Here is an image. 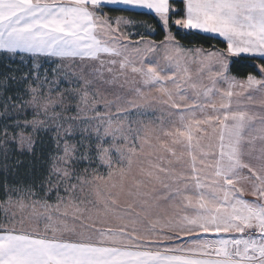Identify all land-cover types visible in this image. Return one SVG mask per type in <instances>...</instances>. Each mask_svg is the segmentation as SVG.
<instances>
[{"label":"snow or ice","instance_id":"snow-or-ice-1","mask_svg":"<svg viewBox=\"0 0 264 264\" xmlns=\"http://www.w3.org/2000/svg\"><path fill=\"white\" fill-rule=\"evenodd\" d=\"M180 2L0 0V53L32 64L13 105L31 119L5 111L0 144L35 156L43 133L56 149L44 173L4 185L0 207L22 215L0 224V264H264V0ZM113 11L152 16L164 38L125 42L136 21ZM172 25L226 47L186 49ZM232 58L252 71L232 75ZM146 103L167 120L133 128ZM93 159L107 176L76 171Z\"/></svg>","mask_w":264,"mask_h":264},{"label":"trees","instance_id":"trees-1","mask_svg":"<svg viewBox=\"0 0 264 264\" xmlns=\"http://www.w3.org/2000/svg\"><path fill=\"white\" fill-rule=\"evenodd\" d=\"M175 5L178 9L182 10L183 5L180 1H175ZM107 14L110 17L123 15L137 21L146 22L151 26V29H154V34L149 36L150 39L159 42L164 38L161 26L157 20L150 15H133L128 12L118 11L107 12ZM172 31L180 40V43L185 47H201L205 50H219L226 47L223 40L217 37L183 31L177 29L175 25H172ZM233 60H235L236 63L231 66L232 75L237 76V78H244L252 71L251 68L243 67L251 65L253 63L251 59L233 58ZM256 62L258 63L259 61ZM41 63V72L43 73L45 70H48L49 79L51 80V69L54 67V64L51 63L48 58H41ZM31 68V58L21 60L19 56L10 57L0 53V82L7 81L5 86L0 87V128H2L5 123L11 126L13 119H23L25 115H27L28 119H31V109L28 110L27 114L19 109L13 112V105L20 103L19 97L24 96V98L27 99V96L24 94V85L21 77L29 73ZM12 77H15V79H12ZM62 84L67 86L66 83H61V85ZM9 97L12 99L9 100ZM5 104H7V109H5ZM5 111L11 113L13 119H7L3 115ZM5 147H7V156H5ZM55 151L54 142L49 135H44L43 133L40 136L35 156L30 153L20 152L11 142L7 146L0 144V203L7 199L4 192L5 184L11 188L15 185L30 182L35 176L44 173L49 166V155L54 154ZM93 161L94 163L90 170H95L94 164H96L95 162L97 160L94 159ZM86 164L87 162L82 164L83 169H85ZM41 195H43V193H41ZM1 216L2 209L0 207V222Z\"/></svg>","mask_w":264,"mask_h":264},{"label":"rangeland","instance_id":"rangeland-1","mask_svg":"<svg viewBox=\"0 0 264 264\" xmlns=\"http://www.w3.org/2000/svg\"><path fill=\"white\" fill-rule=\"evenodd\" d=\"M134 21H136V24L134 26H124L123 30L126 33H129V41H125V42H137L140 41V36L143 35L146 41H153L152 39L149 38L150 35H153L154 32L152 31L151 28L147 27L149 26L146 22H142V21H137L135 19H133ZM143 25V26H142ZM183 31H188V30H184V29H180ZM143 43V42H141ZM159 43V42H157ZM186 49H204L201 47H185ZM205 50V49H204ZM205 51H209V50H205ZM214 51V50H211ZM104 59H108V57H103ZM85 66L84 67V71L88 72L91 70V66L95 65L96 67H99V63L98 61H75L73 67H75L77 70H79L80 66ZM189 67L191 68V70L193 72L196 71L198 65L196 64H189ZM105 75L108 76L109 74L107 72H105ZM121 79H123V77H121ZM207 79V70H205V79H204V83L206 82ZM66 83V82H65ZM207 83V82H206ZM61 89H63L64 86L63 84L59 86ZM110 88H115L119 91H126V90H120L118 85H112V86H108ZM53 94L55 95V86H54V92ZM166 107L165 105H160V104H152V106H149V104H143L140 108L138 109H133L132 110V115H131V120L133 121H138V123H133V128H141L143 129L144 125H148V127L150 128H156L160 123H161V117H163L165 120H167V112H166ZM141 146V141L137 140L136 141V147L139 149V147ZM145 149H147V146H144ZM84 149H80V151H83ZM113 158H114V167H117V165L115 164V153H113ZM94 160V159H93ZM89 161V160H80L76 162V171L82 175H87L89 177H91L92 173L95 171L96 173L100 174V175H104L107 176L108 173V168L107 166L101 164L98 160L95 162L96 164H94L95 166V170H90L91 167L93 166L94 161ZM84 162H87L85 168L88 169L87 173H84L83 170V166L82 164ZM97 168V169H96ZM135 166L133 168V171L135 172ZM61 194H63V190L61 189ZM13 199H16L15 196H13ZM56 197H55V192H53L51 194L50 203H55ZM7 208V212L6 209ZM2 209V216H1V222L0 224L3 223H7L9 219L12 218V213L16 212V220H19L21 217V212L18 208L16 207H7V205H5L4 207H1ZM30 209H25L24 213L26 214L27 212H29ZM17 227H19V225H17ZM43 224L40 225V230L43 231Z\"/></svg>","mask_w":264,"mask_h":264},{"label":"crops","instance_id":"crops-1","mask_svg":"<svg viewBox=\"0 0 264 264\" xmlns=\"http://www.w3.org/2000/svg\"><path fill=\"white\" fill-rule=\"evenodd\" d=\"M175 1H180V0H175ZM108 15V14H107ZM109 16V15H108ZM110 17V16H109ZM125 17H128V16H125ZM111 19H115L116 17H110ZM128 18H131V17H128ZM131 19H133V18H131ZM193 32H195V31H193ZM197 33V32H196ZM199 34H203V35H209V36H212V34H204V33H199ZM217 38H219V37H217ZM220 39H222V38H220ZM210 51V50H209ZM214 51H216V50H214ZM4 54V53H3ZM25 56L27 55V54H24ZM233 59V58H232ZM207 82V83H206ZM206 82H205V84H208V83H210V81L208 80H206ZM245 199H247V200H252L253 199V197H251L250 195H245V197H244Z\"/></svg>","mask_w":264,"mask_h":264}]
</instances>
